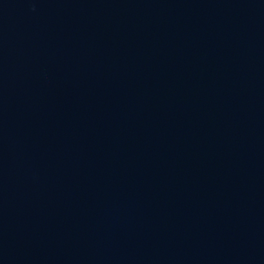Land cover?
I'll return each mask as SVG.
<instances>
[{
	"label": "water",
	"instance_id": "water-1",
	"mask_svg": "<svg viewBox=\"0 0 264 264\" xmlns=\"http://www.w3.org/2000/svg\"><path fill=\"white\" fill-rule=\"evenodd\" d=\"M0 264H264V0H0Z\"/></svg>",
	"mask_w": 264,
	"mask_h": 264
}]
</instances>
